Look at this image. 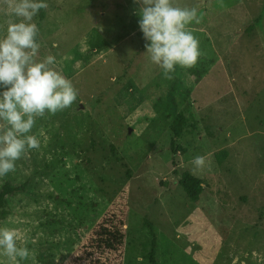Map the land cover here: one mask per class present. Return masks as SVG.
<instances>
[{"label":"rangeland","instance_id":"1","mask_svg":"<svg viewBox=\"0 0 264 264\" xmlns=\"http://www.w3.org/2000/svg\"><path fill=\"white\" fill-rule=\"evenodd\" d=\"M45 2L36 59L54 56L78 96L37 120L40 147L0 179V228L33 254L22 264H83L79 248L112 213L125 240L110 264H264V0H174L197 9L187 28L201 55L172 80L145 53L133 0ZM9 18L0 6V38ZM198 155L192 202L178 168L193 173Z\"/></svg>","mask_w":264,"mask_h":264},{"label":"clouds","instance_id":"2","mask_svg":"<svg viewBox=\"0 0 264 264\" xmlns=\"http://www.w3.org/2000/svg\"><path fill=\"white\" fill-rule=\"evenodd\" d=\"M138 5V27L151 62L172 80L176 67H194L201 55L199 41L188 30L197 20L195 7L174 0H133ZM10 16L6 34L0 38V179L16 170V162L40 147L32 130L38 119L63 112L77 100L72 82L51 66L55 57H36L39 27L33 22L45 0H0ZM193 174L206 165L204 156L193 158ZM0 256L9 264L33 258L26 245L18 244L13 230L0 228Z\"/></svg>","mask_w":264,"mask_h":264},{"label":"trees","instance_id":"3","mask_svg":"<svg viewBox=\"0 0 264 264\" xmlns=\"http://www.w3.org/2000/svg\"><path fill=\"white\" fill-rule=\"evenodd\" d=\"M195 83L201 79V74L193 71ZM186 123V118L178 114L174 117L171 123L172 131V147L173 151H178L179 146L177 141L180 138L183 130V125ZM219 160L225 155V152H220ZM179 185L186 194V197L192 202H198L203 194L202 178L192 172L184 169H179ZM10 192V187L5 184L3 191L0 193V198H4ZM123 220L118 216L108 214L103 223L97 224L93 228L92 236L88 242L84 244L81 250L82 256L77 258L83 264H110L122 251L124 246L125 234L123 231Z\"/></svg>","mask_w":264,"mask_h":264}]
</instances>
